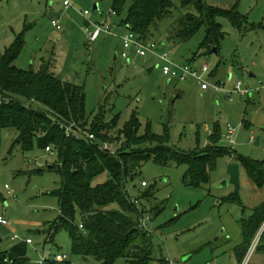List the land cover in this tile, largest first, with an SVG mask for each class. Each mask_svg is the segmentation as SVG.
<instances>
[{"label": "rangeland", "instance_id": "rangeland-1", "mask_svg": "<svg viewBox=\"0 0 264 264\" xmlns=\"http://www.w3.org/2000/svg\"><path fill=\"white\" fill-rule=\"evenodd\" d=\"M70 1L67 10L63 9V0L0 1V55L23 33L24 48L13 65L36 71L44 60L58 80L81 86L89 121L100 106L104 108L105 124L116 120L114 131L108 134L114 147L122 143V134L117 131L135 114L139 135L147 127L158 136L166 131L169 146L178 151L203 148L217 127L222 148L264 163V0L239 1L237 11L246 19L241 31L228 20H219L224 39L216 54L198 51L203 29L186 43H164L158 50L161 54L169 52L170 62L193 68L207 64L205 91L192 80L168 82L157 68L161 62L149 54L138 58L128 53V63L120 58V39L125 30L119 25L128 3L112 16L113 0ZM204 1L230 10L237 0ZM171 2L179 8L180 0ZM52 20L60 22V31L52 28ZM93 25L108 26L112 34H101L90 45L87 36ZM166 28L157 30L158 42L164 40ZM238 83L241 85L235 89ZM229 127L234 130L233 145L224 140ZM16 136L12 128L0 132V217L7 222V226H0V251L29 239L26 264H92L71 254L64 231L56 234L52 243L46 242L44 233L58 217V202L50 193L59 187L60 178L46 169L55 155L36 147L22 152L19 146H13ZM257 138L259 144L254 146ZM233 158L219 159L210 183L200 188L190 186L187 167L174 162L148 161L140 166L136 179L127 182L128 195L138 199L149 217L152 264H238L231 248L240 230L238 221L248 218L264 200V187H254L241 170L238 198L243 206L222 202L233 194L231 186H224L228 180L226 168L235 163ZM106 178L99 176L93 184L104 183ZM140 182L147 187L140 188ZM6 186L15 198L6 193ZM146 193L149 195L143 197ZM14 236L17 242L11 241ZM259 238L253 250L257 238L251 243L244 264H264V238ZM56 256L65 259L57 262ZM114 264L127 263L119 259Z\"/></svg>", "mask_w": 264, "mask_h": 264}, {"label": "trees", "instance_id": "trees-1", "mask_svg": "<svg viewBox=\"0 0 264 264\" xmlns=\"http://www.w3.org/2000/svg\"><path fill=\"white\" fill-rule=\"evenodd\" d=\"M239 1L230 10H222L207 5L204 0H180L179 8L174 7L171 0H113L112 10L119 14L128 3L119 27L143 42L182 44L203 29L198 51L212 54L213 49L218 52L224 39L220 19L228 20L238 31L246 25V19L237 11ZM189 8L193 9L192 13L188 12ZM166 25L165 38L158 42L157 30ZM23 48L21 33L0 55V132L14 129L17 136L13 146H19L22 152H30L34 147L43 151L48 148L55 155L54 162L46 169L60 178L59 187L50 193L57 199L58 217L44 233L47 243H52L54 236L64 231L70 240L71 254L85 262L114 264L119 259L127 264L155 262L153 234L139 228V220L147 216L146 212L140 208L138 199L130 198L126 191L127 182L135 180L140 166L148 161L185 165L189 185L200 188L210 183V175L219 159L234 156V162L240 165L246 177L256 187H264V163L233 155L222 148L217 127L213 128L203 148L183 152L169 146L166 131L158 136L147 127L144 134L139 135V123L134 114L117 131L122 134V143L116 155L101 151L103 143H110L108 134L114 131L116 120L105 124L104 108L100 106L89 121L83 88L58 80L50 71L49 62L42 60L36 71L16 68L13 63ZM59 123L74 124L92 134L94 140L66 138L58 128ZM102 175L107 176L106 181L93 184ZM222 202L240 205L238 196L234 195L222 198ZM263 224L264 201L252 210L249 218L240 221L242 244L234 249L238 264L242 263ZM263 238L264 234L260 241ZM26 246L21 242L0 251V264H26Z\"/></svg>", "mask_w": 264, "mask_h": 264}, {"label": "built area", "instance_id": "built-area-1", "mask_svg": "<svg viewBox=\"0 0 264 264\" xmlns=\"http://www.w3.org/2000/svg\"><path fill=\"white\" fill-rule=\"evenodd\" d=\"M62 6L64 10H67L71 7V1L70 0H63ZM87 13L84 12V15ZM112 16H115V13H111ZM52 28H54L57 31L61 30L60 22L58 20H53L50 22ZM94 30L91 33H88V41L91 45L94 43L101 34L111 35L112 31L111 28L104 25H93ZM121 44V53L120 58L122 60L128 61V53H132L135 57H145L146 55H151L152 57H155L157 60L161 62V65L157 68L160 69V73L163 77L167 78L169 82L176 81V82H186L187 80H192L199 84L200 90L205 91L207 90V84L205 83L203 79V75H205L209 67L207 64H203L198 68H193L190 64H177L174 62L168 61V55L169 52L164 53H158V50L160 48H163V44L159 45L158 43L154 41H147L143 42L141 41L135 34L132 32L125 30L123 36L120 39ZM241 84L238 83L235 89H238ZM264 87V85H263ZM59 130H61L66 138H74L79 140H88L92 141L94 140V136L92 134H88L85 131L78 129L74 124L65 125L62 123L58 124ZM233 135L234 130L230 127L226 129L224 133V140L228 142L229 145H233ZM250 142H253V139H250ZM119 147V146H118ZM118 147H114V145L110 143H103L100 146V150L108 153L109 155H116ZM45 152H47L50 155H53L54 153L50 149H46ZM141 187H146L145 182H140ZM6 193L10 195L12 198H15L13 192L6 186L5 187ZM149 217L144 216L139 220V228L146 231L147 233L153 234V231L148 226ZM0 226H7V222L0 217ZM81 229V226H79ZM264 231V225L261 229V231L258 234L256 242L253 244V247L251 250H253L256 246V243L258 242V238L260 233ZM12 242H17L18 238L14 236L11 238ZM27 245L31 244V241L29 239L24 241ZM65 259L64 256H56L54 257V260L57 262H62ZM244 264V261L242 262Z\"/></svg>", "mask_w": 264, "mask_h": 264}, {"label": "water", "instance_id": "water-1", "mask_svg": "<svg viewBox=\"0 0 264 264\" xmlns=\"http://www.w3.org/2000/svg\"><path fill=\"white\" fill-rule=\"evenodd\" d=\"M94 10H97V7H94ZM212 53L216 54V50L213 49ZM116 60V55L114 56ZM259 139L257 138L254 141V146H258ZM226 175L228 180L224 182V186H231L233 188V195L238 196L240 191V165L238 163H230L226 168Z\"/></svg>", "mask_w": 264, "mask_h": 264}, {"label": "crops", "instance_id": "crops-1", "mask_svg": "<svg viewBox=\"0 0 264 264\" xmlns=\"http://www.w3.org/2000/svg\"><path fill=\"white\" fill-rule=\"evenodd\" d=\"M53 21V20H52ZM127 63H128V61H127ZM169 82V81H168ZM241 170H243L241 167H240V172H241ZM244 174H245V172H244ZM245 177H246V175H245ZM247 178V177H246ZM247 180L254 186V187H256L248 178H247ZM256 188H258V187H256ZM263 188V187H262ZM262 188H258V189H262ZM241 189V188H240ZM241 191V190H240ZM239 191V192H240ZM233 195V194H232ZM225 197H227V196H225ZM240 201V200H239ZM264 201V200H263ZM263 201H261L259 204H261ZM239 206H243V204L241 203V201H240V205ZM257 207V206H256ZM256 207H254V208H256ZM253 210V209H252ZM250 217V216H249ZM248 217V218H249ZM247 219V218H246ZM241 220H245V218H240L239 219V224H240V221ZM264 225V224H263ZM263 225H262V227H263ZM262 227H261V229H262ZM261 229L259 230V232L261 231ZM238 232H237V234H236V236H235V238H236V241L235 242H233V244L231 245V248H232V250L234 251V249H236L238 246H240L241 244H242V236H241V227H240V230H237ZM259 232L257 233V235L255 236V238L253 239V241H252V244H253V242H254V240L258 237V234H259ZM239 233V234H238ZM259 237H261V233H260V235H259ZM260 239V238H259ZM257 240V239H256ZM256 240H255V242H256ZM246 256V255H245ZM245 256H244V258H245ZM244 258H243V260H242V262L244 261ZM209 264H212V263H209ZM242 264V263H241Z\"/></svg>", "mask_w": 264, "mask_h": 264}]
</instances>
